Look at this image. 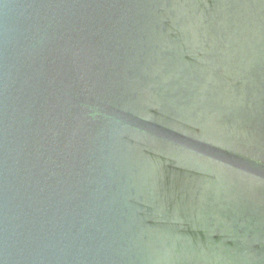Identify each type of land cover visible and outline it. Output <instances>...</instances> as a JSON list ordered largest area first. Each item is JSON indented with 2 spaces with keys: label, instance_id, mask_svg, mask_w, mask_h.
Segmentation results:
<instances>
[{
  "label": "water",
  "instance_id": "95a60500",
  "mask_svg": "<svg viewBox=\"0 0 264 264\" xmlns=\"http://www.w3.org/2000/svg\"><path fill=\"white\" fill-rule=\"evenodd\" d=\"M0 264H264V0H0Z\"/></svg>",
  "mask_w": 264,
  "mask_h": 264
}]
</instances>
